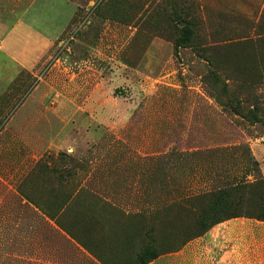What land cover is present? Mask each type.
Instances as JSON below:
<instances>
[{
	"label": "rangeland",
	"instance_id": "obj_1",
	"mask_svg": "<svg viewBox=\"0 0 264 264\" xmlns=\"http://www.w3.org/2000/svg\"><path fill=\"white\" fill-rule=\"evenodd\" d=\"M32 2L0 0V15ZM54 11L59 42L0 99V264H68L69 237L85 229L73 215L92 202L140 212L141 252L159 255L264 215V0H55ZM43 81L71 127L56 124L68 144L48 150L59 140L46 124L36 158L12 129Z\"/></svg>",
	"mask_w": 264,
	"mask_h": 264
},
{
	"label": "crops",
	"instance_id": "obj_2",
	"mask_svg": "<svg viewBox=\"0 0 264 264\" xmlns=\"http://www.w3.org/2000/svg\"><path fill=\"white\" fill-rule=\"evenodd\" d=\"M54 6L55 0H33L31 6L24 11L0 15V99L23 72H33L43 66L51 50L59 42L61 35L59 28L56 30L58 26ZM44 8H48L54 20L47 21L41 17L39 11ZM45 83L46 81L41 82L30 93L32 95L33 92L42 90L37 105L27 111L28 117L12 129L24 132L16 137L24 141L28 155L36 158L44 152L42 150L45 147L40 142L47 135L40 132L44 131L46 124L54 131V134L48 136L55 139V142L59 140L57 145L51 143L48 150H60L68 144L66 141L61 142L60 137L63 135L60 129L55 131L56 124L58 128L61 126L62 131H68L71 127L65 121L62 126L59 116L63 110L60 107L46 106L48 93L46 94ZM9 114L15 115L12 111ZM45 115L52 116L45 118ZM41 159L42 157L34 162L33 159L28 161L27 175ZM83 210L82 214L75 212L72 218V222L84 225L85 229L83 237H69V242L74 244L77 252L75 257L67 256L68 264H78L77 256L84 264H140V212L135 213L134 209L105 202L86 204ZM47 221L58 229L54 222ZM52 264L58 263L53 261ZM149 264H264V222L249 218L221 222L203 235L187 241L179 249L160 255Z\"/></svg>",
	"mask_w": 264,
	"mask_h": 264
},
{
	"label": "trees",
	"instance_id": "obj_3",
	"mask_svg": "<svg viewBox=\"0 0 264 264\" xmlns=\"http://www.w3.org/2000/svg\"><path fill=\"white\" fill-rule=\"evenodd\" d=\"M188 25H186L183 29H182V34H181V38L180 39H184V41H186V42H190L191 40H192V38H193V32H192V30L189 28V27H187ZM180 43H181V41H178L177 42V44H176V46L177 47H179L180 46ZM19 190V189H18ZM26 200H28V199H26ZM28 202H29V200H28ZM30 203V202H29ZM235 218H243V217H233V218H228V219H226V220H223V221H221V222H224V221H227V220H230V219H235ZM250 219V218H249ZM254 220H258V221H262V222H264V215H262L261 216V218H258V219H254ZM221 222H218V223H216V224H219V223H221ZM215 224V225H216ZM214 226V225H213ZM212 226V227H213ZM211 227V228H212ZM211 228H209V229H211ZM209 229H206V231L205 232H207ZM204 232V233H205ZM203 233V234H204ZM202 234V235H203ZM150 246V244H147L146 246H145V248H144V250H143V252H141V255H140V264H149V262H151V261H153L154 259H157L160 255H159V253H157V252H153L152 250H151V248L149 247Z\"/></svg>",
	"mask_w": 264,
	"mask_h": 264
}]
</instances>
